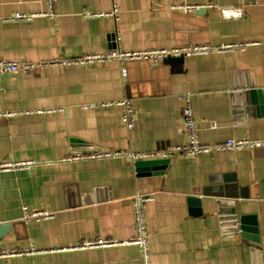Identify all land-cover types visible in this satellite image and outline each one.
Listing matches in <instances>:
<instances>
[{"label": "crops", "instance_id": "0c3cea01", "mask_svg": "<svg viewBox=\"0 0 264 264\" xmlns=\"http://www.w3.org/2000/svg\"><path fill=\"white\" fill-rule=\"evenodd\" d=\"M115 3L117 18L87 15L112 11ZM187 4L199 7L186 10ZM47 8V0H0V59H72L118 46L251 44L170 56L157 66L127 61L126 77L118 60L0 73V111L14 113L0 119V165H8L0 168V253L21 251L0 256L3 264H264V252L243 242L239 214L231 211L238 204L240 214H257L264 241V146L174 153L145 175L130 155L188 141L187 91L202 143L264 139V0H57L55 18H13ZM124 98L135 108L133 129L121 119L117 102ZM105 151L121 154L74 157ZM218 185L236 195L223 206L203 194ZM136 193L154 195L145 206L148 263L136 244L80 246L132 238ZM25 206L55 215L25 222Z\"/></svg>", "mask_w": 264, "mask_h": 264}, {"label": "built area", "instance_id": "2783aa9c", "mask_svg": "<svg viewBox=\"0 0 264 264\" xmlns=\"http://www.w3.org/2000/svg\"><path fill=\"white\" fill-rule=\"evenodd\" d=\"M56 2L57 0H47L48 8L42 13H16L14 19H30L37 15H44L49 18H55L58 14L56 11ZM199 5L197 4H187L183 8L186 10L197 9ZM119 8L115 3L114 9L107 12H88L87 15L91 17L96 16H106L114 15L118 17ZM118 40H120V35H118ZM249 42H226L218 45L214 44H188L174 47H163V48H152V49H143V50H124L122 48L115 47L111 48L105 52H96V53H87L76 58H56L51 61H42V62H32V61H18V60H7L0 59V73H17V72H37L41 68L47 65H68L80 63L84 64L87 62L94 61H103V60H118L123 64L122 73L123 76H127L128 71L125 67L127 61L131 60H147L151 63L152 66H157L159 63L166 57L170 56H196V55H209L213 53H225L232 50L244 49L248 46ZM182 98L185 101L183 107V120L185 131L188 136V141L182 144H176L166 150H155L139 153H131L133 160L138 159H151V158H166L170 157L174 153H181L185 155H199L201 153L210 152L213 150H233L246 147H259L264 146V139H249V138H228L225 141L217 144H204L201 141L199 133V125L197 118L194 114L192 107V94L190 92H185L182 94ZM121 107V119L125 123L128 129H133L136 124V112L132 101L129 98L121 99L117 102ZM40 109L39 111H42ZM14 113L11 111H0V119L8 118ZM115 154H121V152L105 151V152H93L89 154H81L74 156L75 158L83 157H103V156H112ZM29 165V163H14L12 166H23ZM5 165H0V168ZM154 195L152 194H143L136 193L133 198L134 204V215L136 222V234L127 240L117 241L115 239H106L98 238L94 240H88L83 242L80 246L83 248L86 247H98V246H111L117 244H136L141 247L143 251V258L145 263H148L149 257V237H148V221L146 213V203L153 200ZM55 213L48 209H29L27 206L24 207V216L23 220L25 222H30L32 220L40 221L44 219H49L54 217ZM16 249L12 251H3L0 253V256L11 255L20 253Z\"/></svg>", "mask_w": 264, "mask_h": 264}, {"label": "water", "instance_id": "95a60500", "mask_svg": "<svg viewBox=\"0 0 264 264\" xmlns=\"http://www.w3.org/2000/svg\"><path fill=\"white\" fill-rule=\"evenodd\" d=\"M223 12L225 11H236L237 15L240 14V10L238 9H222ZM184 57V56H181ZM258 89L250 88L249 93L254 97L257 94ZM170 162V158H151V159H138L134 161V165L136 167L137 173L139 175L150 174L152 169L157 170L158 168L164 167L166 164ZM203 194L205 196H217L221 199L219 201L222 206L226 205L228 202L227 198L229 196H236L235 193H227L223 190L222 185L215 186L214 188L211 187H204ZM199 201V200H198ZM226 202V203H224ZM234 214H239L236 217V224H237V232L240 234L243 242L251 245L252 247L259 249L264 252V241L261 236V231L259 227V220L257 214H245L239 213L238 204L234 208L231 209ZM1 226V225H0ZM10 227V224H7ZM0 264H3V259L0 258Z\"/></svg>", "mask_w": 264, "mask_h": 264}]
</instances>
